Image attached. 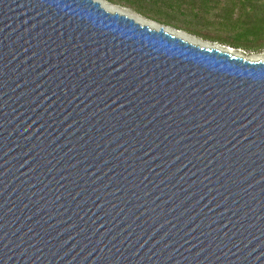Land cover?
<instances>
[{"label":"water","instance_id":"water-1","mask_svg":"<svg viewBox=\"0 0 264 264\" xmlns=\"http://www.w3.org/2000/svg\"><path fill=\"white\" fill-rule=\"evenodd\" d=\"M166 28L0 0V264H264V61Z\"/></svg>","mask_w":264,"mask_h":264},{"label":"trees","instance_id":"trees-1","mask_svg":"<svg viewBox=\"0 0 264 264\" xmlns=\"http://www.w3.org/2000/svg\"><path fill=\"white\" fill-rule=\"evenodd\" d=\"M204 42L264 53V0H105Z\"/></svg>","mask_w":264,"mask_h":264},{"label":"bare ground","instance_id":"bare-ground-1","mask_svg":"<svg viewBox=\"0 0 264 264\" xmlns=\"http://www.w3.org/2000/svg\"><path fill=\"white\" fill-rule=\"evenodd\" d=\"M96 1L101 2L102 3V6L106 10H108V11H110L112 13H120V14L126 15V16H128V17L136 20V22H139V23H141L143 25H148L151 28H156V29H159L160 28V26L158 27V25H156V24H154L152 22L146 21V20H144V19H142V18H140V17H138V16H136V15L130 13V12H127L125 10H122V9L116 8L114 6H111V5L107 4V3H105L103 0H96ZM166 30L168 32H170L171 34H173V35H175L177 37L183 38L184 40H186L188 42H191V43H193L195 45L202 46V47H211L210 45L199 43L198 41L190 38L189 36H187L186 34H184L182 32H178V31H175V30H170L169 28H166ZM217 48L220 49V50H222V51L230 52L232 55H236V52L234 50H229L228 48H224V47H217Z\"/></svg>","mask_w":264,"mask_h":264},{"label":"rangeland","instance_id":"rangeland-1","mask_svg":"<svg viewBox=\"0 0 264 264\" xmlns=\"http://www.w3.org/2000/svg\"><path fill=\"white\" fill-rule=\"evenodd\" d=\"M105 3H106V1L105 0H103ZM107 4H109V3H107ZM110 5V4H109ZM112 6V5H111ZM115 7V6H114ZM116 8H119V9H122V10H125V11H127V12H130V13H132V14H134L132 11H130V10H127V9H124V8H120V7H117L116 6ZM134 15H136V14H134ZM136 16H138V15H136ZM139 17V16H138ZM143 19V18H142ZM144 20H146V19H144ZM146 21H148V20H146ZM159 27V26H158ZM170 30H173V29H171V28H169ZM176 31V30H175ZM187 35V34H186ZM187 36H189V35H187ZM190 38H192V39H194V40H196V41H198L199 43H201V44H207V45H210L211 47L213 46V47H221V46H214L213 44H211V43H208V42H204V41H202V40H200V39H197V38H195V37H192V36H189ZM235 52H236V56H241V57H243V58H245V59H247V60H250V61H264V53H261V54H246V53H244V52H242V51H236L235 50Z\"/></svg>","mask_w":264,"mask_h":264}]
</instances>
